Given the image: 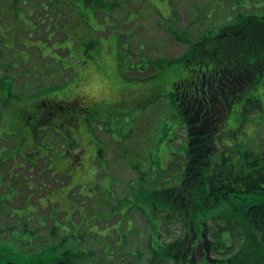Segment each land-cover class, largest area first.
I'll return each mask as SVG.
<instances>
[{
    "label": "rangeland",
    "instance_id": "1",
    "mask_svg": "<svg viewBox=\"0 0 264 264\" xmlns=\"http://www.w3.org/2000/svg\"><path fill=\"white\" fill-rule=\"evenodd\" d=\"M236 12L237 24L263 28L264 0H0V264H150L140 210L159 241L160 191L181 180L189 145L179 108L163 99L176 73L195 69L193 58L172 60L187 50L173 30L209 47ZM54 96L91 102L84 134L76 123L57 128L60 140L45 127L29 134L21 109L14 121L19 98L36 106ZM247 98L259 108L241 111L236 137L220 126L234 163L264 159V81Z\"/></svg>",
    "mask_w": 264,
    "mask_h": 264
},
{
    "label": "trees",
    "instance_id": "2",
    "mask_svg": "<svg viewBox=\"0 0 264 264\" xmlns=\"http://www.w3.org/2000/svg\"><path fill=\"white\" fill-rule=\"evenodd\" d=\"M249 27L252 28L250 24ZM261 27L263 28L257 33L253 28L251 30L248 28L243 33L247 40L253 38L258 41L254 44V48H257L258 52H263V54H258L260 57L263 56L262 61L258 63V69L264 67V26ZM235 30V26L221 28L218 36L211 39L212 43L209 47L207 43L204 44L205 41L192 43L189 39H183L175 32L174 34L176 39L189 46L183 56L184 59H205L220 63L224 59L231 60L242 57L248 64V56L255 54L256 49L250 47L241 49L240 46H230L227 52L223 49L224 34L229 32V36L232 38L235 34H231V32ZM204 38L205 36H203V40H205ZM198 44L201 47H193ZM230 44L233 45L234 42H230ZM250 80H252L250 73H246L241 78H232L230 81H227L221 73L216 77L217 85L221 90H224V98L237 94L243 87L249 85ZM176 89L177 87L174 85L172 92L167 95L174 104L176 103L174 94ZM234 97L236 96L231 98ZM253 102H255L254 105ZM249 103L251 108H259L258 101L249 99L246 104ZM175 105L177 106V103ZM178 108L183 122L186 123L185 112L180 107ZM186 153L184 173L179 180L182 183L178 185L177 191L170 189L160 191L159 200L163 207L158 210L162 216L157 219V229H161L162 233L172 234L170 232L174 219L173 212L176 209L177 211L183 210V217L190 222L191 233H197L200 230L202 234L212 238L209 240L210 251L218 256V264H264V159L259 157L251 162H244L248 156L245 154L242 156L243 162L236 160L234 163L236 158L234 153L236 152H231L228 156L221 155L222 159L218 164L210 161L209 158L212 157L210 155L208 158H202L192 163V169H190L191 149L189 146ZM186 187L190 188L185 191ZM184 191L185 193H182ZM238 194L244 195V197H239ZM238 202L241 205H235ZM175 203H179V206L177 207ZM221 204L230 205L231 209L227 214L222 213L221 215L223 209L217 216L210 215L213 209ZM219 219H223V222L219 223ZM147 220L150 222L149 218ZM182 228L188 227L184 225ZM224 232L230 233L234 238L228 245L222 240ZM160 236V241L155 242V247L151 246V251L155 254L171 255L170 261L177 264L179 262L177 252L180 251L181 244H183L181 237L166 243L162 239L163 235Z\"/></svg>",
    "mask_w": 264,
    "mask_h": 264
},
{
    "label": "flooded vegetation",
    "instance_id": "3",
    "mask_svg": "<svg viewBox=\"0 0 264 264\" xmlns=\"http://www.w3.org/2000/svg\"><path fill=\"white\" fill-rule=\"evenodd\" d=\"M246 15L253 19V16H251L253 13ZM227 21H229L230 25L228 27L235 26L236 30L231 32V34H235L232 38L229 36V32L224 34L223 49L225 52H227L230 46H240L241 49L249 47L256 49L255 54L250 57L248 56V64L242 57H236L231 60L224 59L220 63L205 59H190L194 60L195 69L186 72V74L178 72L174 75L173 83L177 87L174 90L175 100L177 106L185 112L187 117L186 123L183 122V119L179 121L182 123L181 128H185L186 130L191 149L190 169H192V163L202 158H208L216 151L221 155L219 149L216 147L223 134L220 126L229 124V132L235 136L237 135V130L241 126L240 113L242 114L241 111H243L245 103L249 100L247 94L255 85L264 81V67L258 69V63L263 58V56L260 57L258 54H263V52H258L259 50L254 48V44L258 41L253 38L247 40V37L243 35L248 28L252 29L249 27L250 20L239 24H237V18H235V21L232 18ZM229 41L234 42V44L231 45ZM219 73L223 74L227 81H230L232 78H241L246 73H250L252 80H250L249 85L243 87L237 94L224 98V90L220 89L216 81ZM232 96L236 97L232 99ZM18 101L19 106L17 105ZM18 101L13 103L11 107V109L15 108L13 110V119L15 122L18 121L15 114L17 109L26 112L28 119H25L22 124L26 126L27 131L29 129L30 132L35 133L43 127L56 131L59 126L76 123L84 134L83 127L86 120L79 118V116L87 108V104L91 102L80 98L60 99L57 96L48 98L42 105L38 104L36 106L30 104L25 98H19ZM176 115L179 118L178 113ZM209 159L212 161V157ZM184 160L186 162V157ZM189 188L186 187L185 191ZM185 191L182 193H185ZM175 204L177 207L179 206V203ZM173 215V223L188 227L182 229V234L180 235L183 244H181L180 251L177 252V255H179V262L177 264H218L219 258L211 254V244L206 240L205 235L200 230L197 233L190 232V222L186 221L183 217V210L177 211L176 209Z\"/></svg>",
    "mask_w": 264,
    "mask_h": 264
},
{
    "label": "crops",
    "instance_id": "4",
    "mask_svg": "<svg viewBox=\"0 0 264 264\" xmlns=\"http://www.w3.org/2000/svg\"><path fill=\"white\" fill-rule=\"evenodd\" d=\"M17 105H18V106L20 105V104H19V101H18ZM17 108H18V107H17ZM28 132L31 133L29 130H28ZM1 215H2V218L5 220L6 218L4 217V215H3V214H1ZM24 224H25V225H28V223H26L25 221H24Z\"/></svg>",
    "mask_w": 264,
    "mask_h": 264
}]
</instances>
